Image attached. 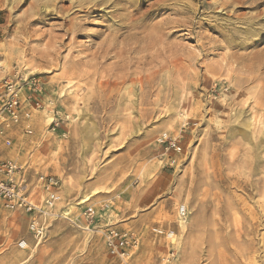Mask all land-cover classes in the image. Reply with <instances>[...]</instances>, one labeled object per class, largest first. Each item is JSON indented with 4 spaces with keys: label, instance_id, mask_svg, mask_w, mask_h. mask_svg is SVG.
Masks as SVG:
<instances>
[{
    "label": "rangeland",
    "instance_id": "rangeland-1",
    "mask_svg": "<svg viewBox=\"0 0 264 264\" xmlns=\"http://www.w3.org/2000/svg\"><path fill=\"white\" fill-rule=\"evenodd\" d=\"M89 1L0 0V83L17 66L43 88L0 158L61 197L39 244L0 201V264H264V0Z\"/></svg>",
    "mask_w": 264,
    "mask_h": 264
},
{
    "label": "built area",
    "instance_id": "built-area-1",
    "mask_svg": "<svg viewBox=\"0 0 264 264\" xmlns=\"http://www.w3.org/2000/svg\"><path fill=\"white\" fill-rule=\"evenodd\" d=\"M40 81L35 75L26 74L14 68L13 73L6 74L0 83V140L6 146L12 144V132L23 122L24 115V91L29 93L26 100L33 104L35 109L42 107L35 93L42 91ZM30 117V114H26ZM60 125L59 119L54 118L50 126L56 130ZM27 134L33 133L30 121L25 126ZM161 142H167V149L174 148L181 151V146L174 140L162 138ZM176 161V160H175ZM174 161V162H175ZM33 178L30 167L26 163L12 158H0V201L3 207L10 211L22 210L31 216L29 228L39 244L46 236L50 225V219L56 217L55 204L60 200V180L51 174L36 172ZM89 216H93V210L89 209ZM178 212L183 221L189 216V209L181 205ZM133 238L126 232L117 229H109L105 233V241L111 253L122 258L128 256L126 244ZM20 248H27L28 242L20 240Z\"/></svg>",
    "mask_w": 264,
    "mask_h": 264
},
{
    "label": "bare ground",
    "instance_id": "bare-ground-1",
    "mask_svg": "<svg viewBox=\"0 0 264 264\" xmlns=\"http://www.w3.org/2000/svg\"><path fill=\"white\" fill-rule=\"evenodd\" d=\"M85 1H86V0H79V2L81 3V5L84 4ZM124 1H126V0H90V1H89L90 4L86 7L85 10H86V11H89V10L92 9V8L95 9L97 6H98V7H99V6H102V5L104 6L105 4H109L110 7H111V5L114 4V5H115L114 7H116V5H118V4L120 5V4H121L122 2H124ZM129 1H130V0H129ZM145 1H146V0H145ZM257 3H258V0H257ZM260 3H261V2H260ZM87 4H88V3H87ZM124 4H125V3H124ZM128 4H129V3H128ZM137 4H138V3H137ZM130 5H131V4H130ZM135 5H136V4H135ZM104 7H105V6H104ZM108 7H109V6H108ZM117 7H118V6H117ZM131 7H132V6H131ZM83 8H84V7H83ZM118 8H119V7H118ZM104 9H105V8H104ZM121 9H122V8H121ZM135 9H136V8H135ZM83 11H84V10H83ZM135 12H136V11H135ZM88 13H89V12H88ZM132 18H134V17H132ZM143 22H144V21H143ZM163 22H164V21H163ZM134 25H136V24H133V26H134ZM163 26H164V25H163ZM124 27H125V26H124ZM127 27H129V26H126V28H127ZM141 27H142V26H141ZM130 28H131V27H130ZM134 28H135V27H134ZM135 29H137V28H135ZM262 29H263V28H262ZM133 34H134V33H133ZM229 38H230V37H229ZM227 40H228V39H227ZM229 40H230V39H229ZM115 42H117V41H115ZM253 43H254V42H253ZM114 45H115V43H114ZM108 46H109V45H108ZM108 46H107V47H108ZM113 47H114V46H113ZM113 47H111V49H112ZM116 47H117V45H116ZM227 47H228V46H227ZM108 48H109V50H110V47H108ZM114 49H115V47H114ZM114 49H113V50H114ZM132 49H133V48H132ZM109 50H108V51H109ZM125 51H126V50H125ZM106 52H107V51H106ZM110 52H111V50L109 51V53H110ZM117 52L120 53V51H117ZM233 54H234V53H233ZM127 55H128V54H127ZM182 55H184V54H182ZM230 55H231V54H230ZM237 55H238V54H237ZM106 56H107V55H106ZM235 56H236V55H235ZM235 56H234V57H235ZM179 58H180V57H179ZM181 58H182V56H181ZM235 58H236V57H235ZM183 59L186 60L187 57H184V56H183ZM183 59H181V60H183ZM233 59H234V58H233ZM170 60H172V59H170ZM179 60H180V59H179ZM187 60H188V59H187ZM187 60H186V61H187ZM168 62H169V61H168ZM187 62H188V61H187ZM234 62H235V61H234ZM169 63H170V62H169ZM171 63L174 64L175 62H171ZM176 64H177V63H176ZM176 64H175V65H176ZM182 64H183V63H182ZM184 64H185V61H184ZM231 64H232V63H231ZM167 65H168V64H167ZM179 65H180V64L178 63V67H179ZM227 65H228V64L225 65L226 68H228ZM182 66H185V65H182ZM186 66H187V65H186ZM229 66H230V65H229ZM166 67H167V66H166ZM178 67H176V68H178ZM167 68H168V67H167ZM224 68H225V67H224ZM226 68H225V69H226ZM168 69H169V68H168ZM171 69H172V68H171ZM182 69H183V68H182ZM154 70H155V69H154ZM166 70H167V69H166ZM166 70H165V71H166ZM228 70H229V69H228ZM155 71H156V70H155ZM155 71H154V72H155ZM33 72H34V71H33ZM33 72H31V73H33ZM154 72H153V73H154ZM158 72H160L159 69H158ZM181 72H182V71H181ZM154 74H155V73H154ZM228 75H229V74H228ZM153 76H154V75H153ZM150 77H151V76H150ZM123 79H125V78H123ZM146 79H147V78H146ZM150 79H151V78H150ZM119 80H120V79H119ZM121 80H122V79H121ZM142 80H143V79H142ZM110 81H111V80H109V82H110ZM147 81H148V80H147ZM114 82H115V81H114ZM138 82H139V81H138ZM144 82H145V81H144ZM152 82H153V81H152ZM139 83H140V82H139ZM150 83H151V82H150ZM113 84H114L113 82H112V84L110 83V85H113ZM151 84H152V83H151ZM130 92H131V91H130ZM132 93H133V92H132ZM50 114L52 115V113H50ZM48 118H49V117H48ZM50 119H51V116H50ZM49 122H50V121H49ZM87 200H89V197L84 199V201H87ZM64 218H65V217H64ZM181 229H182V230H185V229H186V228H185V223H184V221L181 222Z\"/></svg>",
    "mask_w": 264,
    "mask_h": 264
}]
</instances>
